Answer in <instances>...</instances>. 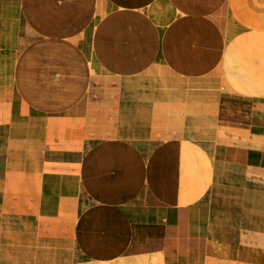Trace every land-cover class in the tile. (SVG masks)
I'll use <instances>...</instances> for the list:
<instances>
[{
  "label": "crops",
  "instance_id": "obj_1",
  "mask_svg": "<svg viewBox=\"0 0 264 264\" xmlns=\"http://www.w3.org/2000/svg\"><path fill=\"white\" fill-rule=\"evenodd\" d=\"M0 264H264V0H0Z\"/></svg>",
  "mask_w": 264,
  "mask_h": 264
},
{
  "label": "bare ground",
  "instance_id": "obj_2",
  "mask_svg": "<svg viewBox=\"0 0 264 264\" xmlns=\"http://www.w3.org/2000/svg\"><path fill=\"white\" fill-rule=\"evenodd\" d=\"M156 259V258H155ZM142 262V261H141ZM137 263H138V261H137Z\"/></svg>",
  "mask_w": 264,
  "mask_h": 264
}]
</instances>
